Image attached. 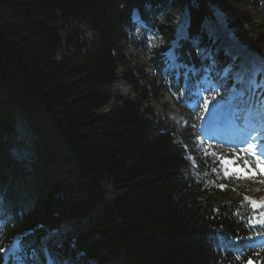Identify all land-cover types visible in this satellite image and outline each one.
I'll list each match as a JSON object with an SVG mask.
<instances>
[{"label":"trees","instance_id":"1","mask_svg":"<svg viewBox=\"0 0 264 264\" xmlns=\"http://www.w3.org/2000/svg\"><path fill=\"white\" fill-rule=\"evenodd\" d=\"M214 5L242 43H264V17L251 13L264 14V0H0L3 240L29 231L27 241L38 245L58 232L61 251L84 253L96 264H246L263 255L243 250L248 231L232 215H251L241 202L244 185L211 174L216 165L190 151L187 129L196 166L182 159L169 122L143 108L151 92L124 55L127 43L143 49L148 28L167 33L160 24L167 9L186 7L189 37H202L200 23ZM57 23L71 27L64 49ZM80 26L92 40L83 39ZM181 44L180 58L196 60L189 40ZM167 47L165 41L147 52L156 72ZM118 78L136 99L102 90ZM169 80L154 76L152 85ZM175 85V93L184 89L181 80ZM233 247L244 257L237 260Z\"/></svg>","mask_w":264,"mask_h":264},{"label":"snow or ice","instance_id":"2","mask_svg":"<svg viewBox=\"0 0 264 264\" xmlns=\"http://www.w3.org/2000/svg\"><path fill=\"white\" fill-rule=\"evenodd\" d=\"M134 18L139 21V14L134 13ZM143 24L142 21H139ZM148 28L147 25H143ZM178 33H177V41L174 42L168 51L161 53V55L165 58V68L163 70V74L167 76L170 72H175L174 81H166L168 83L169 88L173 87V84L179 83V77L181 75L180 70L183 69L184 76V89L181 90L180 94L177 95L175 92L174 96L177 97V100L181 102H185V100L192 101L191 108L193 111L197 108H201V99L203 100V111L209 110V104L212 103L213 111L216 106L220 104V101L217 100L216 96L213 95L211 101H209L207 96H203V93H218L220 88H226V81L230 74L233 76V87L231 89L232 93H237L241 98V103L244 102L247 97V93L245 90L241 89L238 91L237 85H241L245 83L244 77L246 75H250L251 79L248 80L249 89L252 92L251 97H247V99L251 102L252 105L258 106L261 110H264V96H260L259 93L256 92L257 88H264V83H256L255 77L259 73H264V56L254 57L251 61L252 67L249 70L248 67L243 66L242 71L233 72L232 65H227L221 70H217V61L214 57V54L209 49L198 48V55L201 57L202 61H207L206 64H203L202 67L197 68L192 65H188L180 62V56L177 53V49L180 48L179 40H187L189 39L186 27L184 26V22L180 21L177 25ZM151 31L150 28H148ZM149 40L148 47L151 48L153 45L151 43L152 37H147ZM192 43L194 45H198V40H193ZM233 59H237V57H233ZM259 61V64H257ZM215 72L217 79H213L212 74ZM201 73L203 75H201ZM199 79L196 81L194 85L189 84L190 77H197ZM224 81V82H221ZM187 92V97L184 96V93ZM235 99L234 96H229V103ZM224 100V97H221V101ZM186 106H188L186 104ZM237 112L240 111L239 108L236 109ZM197 120H203L204 117L197 114ZM243 119V117H240ZM235 123V121L233 122ZM201 137L192 141L193 145L200 144L201 147H193L190 151L196 152L199 155L204 156L205 161H211L216 165V167L211 168L210 173L217 175L219 178V174L223 173L224 178H228L230 176H235L236 178H249V173L251 172L255 175V172L251 169L249 164V159L257 162V168L260 170L261 175H264V133L253 135L252 133L256 132L255 128H250L248 134L244 136L243 139L235 138L224 141H217V143H223L226 145H230L233 149L239 148V152L232 151L228 154H224L222 152H217L213 149L212 145L209 144L210 141H215L216 137L208 131L203 125L200 128ZM208 146L209 151L205 153L203 148ZM186 149L182 148V159L188 161L190 158L188 156L183 155V152ZM248 157V158H245ZM221 190L224 189V184L217 185ZM3 198L4 191L2 186H0V213L3 211ZM246 201H249L250 207L252 210L256 209H264V199L260 202L256 200H250V198L245 197ZM243 207V205H241ZM214 211H219L218 209H214ZM233 216L237 217L242 223H245V227L248 229H254L257 224H259L262 228V231L257 233V237L261 238V241L264 242V212L261 213L260 217L247 218L245 220L246 214H242L239 211L233 212ZM4 227H7V222L0 221V230ZM31 235L30 232H24L23 234H18L12 239V242L7 246V249L4 247H0V253H5L4 261L5 264H8L9 259H11L12 264H28V261L31 260L34 264H68L67 261L61 262L57 256L51 251L48 247L49 241H54L57 247H62V242L58 239L60 233L58 232H49L46 236H44L41 240V248L39 252L32 248L30 254L26 251L27 247L23 244V240L25 236ZM222 239V238H221ZM235 239L242 240L245 239L243 237L237 236ZM249 241L253 240V237L249 236L246 238ZM252 247L251 244L248 245ZM72 247H75L73 243ZM39 253H43L44 261L41 262L39 258ZM79 255H83L80 253ZM241 255H243V250H241ZM259 256V253H256ZM237 260L241 259V256L236 257ZM246 264H253V260L249 257L246 261Z\"/></svg>","mask_w":264,"mask_h":264},{"label":"rangeland","instance_id":"3","mask_svg":"<svg viewBox=\"0 0 264 264\" xmlns=\"http://www.w3.org/2000/svg\"><path fill=\"white\" fill-rule=\"evenodd\" d=\"M212 9H214V13H213L212 17L205 19V21H203L201 23V29L203 30V32L206 33V38L209 39V46L206 49L211 50L213 52V54H215L217 52H222V53H226L228 55H232L234 57H237V59H238V62L236 63L237 68L234 69L233 72L242 71L243 66H245V62H246L245 58L247 56H250L251 58H254L257 56H264V43H262V45L257 46V47L254 46L256 48V50L245 48L235 38L232 28L229 27L228 25H226L225 16L222 12L221 7L219 5H214V6H212ZM167 12H169L168 9L165 10L164 13L160 15V24L166 27L167 33L162 35L157 30L148 31V33L145 36L143 35L140 38L143 42L142 43L144 46L143 49L144 48H146V49L144 51H141L135 45L127 43L125 50H124V55H125L127 61L129 62V67L132 68V74L134 75V77L137 79V81L140 84L144 85L146 87V89L151 92V93H148L149 98L147 99L146 102L143 103V105H142L143 108L145 110H148V111L150 110L153 113V115L157 118L165 120L169 123L171 122V124L172 123L176 124V126H175L176 127V134H181L183 132V130L185 129V126L181 123L174 122V120L172 119L173 116L178 117L181 114L177 110L178 108L176 107L175 103L171 104V102L173 103L174 101H172L170 94L164 90L160 91L159 88L154 87V85H152L154 74L152 73V70L149 67V61L147 59L148 58L147 52L149 50H151L152 48L157 47L159 45H162V42L165 43V41L168 42V48H170V46L174 42L177 41V33H178L177 25L180 21L184 22L185 27L187 26L186 21H187V18L189 15H188V10L186 7L182 8V9L170 11L168 13V15L165 16L167 14ZM251 13H252L253 18L255 20L263 19L262 17H264V14L261 11L252 10ZM137 23H139V21ZM54 28L57 30V33H58V35L62 41L61 49H64V43L68 37V33H69L71 27H70V25H67V24L57 23L54 26ZM79 29L83 34V39L92 40L91 33L89 31H87L84 26H80ZM186 31H187V28H186ZM150 36L152 37L151 43L153 45L151 48L148 47L149 40L147 39V37H150ZM216 37H219V39L218 38L216 39L217 41H215ZM246 42H250V41L248 39H246ZM232 51H236L240 54L234 55V54H232ZM163 62L165 64V58L164 57H163ZM257 64H259V61H257ZM217 70H219V69L217 68ZM180 72H183V69H181ZM121 73H122V70H121V68H119L117 74L120 75ZM213 74H214L213 79H217L215 72ZM261 74H262V78H261V82H259V83H264V73H261ZM245 77H244V80H245ZM228 79H231L233 81L232 74H230V77H228ZM221 82H224V81H221ZM119 85L126 87L127 88L126 91L124 92L122 89H120L118 87ZM232 87H233V85L230 86L227 89V91H223V92L228 96H232L229 93H227V92L231 91ZM262 89L263 88H261L260 91H262ZM102 90L103 91L106 90V91L110 92L112 94V96H115V97L118 96L120 98L136 99L135 94H133L134 92L132 90L131 85L128 83V81H124L121 78H118L112 85H110L106 88H103ZM223 90H225V88H223ZM219 91H220V89H219ZM115 97H113V98L115 99ZM217 100H218V98H217ZM241 104H242V106L244 105V107H245L247 102L244 100V102ZM117 105H121V104L119 103ZM202 106H203V103H201V108H197V109H195V111H193L191 106H190L189 110L195 116L197 114L200 115L201 113H202V115H204L207 111H203ZM251 106H252V104H248L247 110L244 111L245 114H255V112L251 109ZM256 107L258 108V106H256ZM104 109L107 110L108 107H105ZM176 111H177V114H174V112H176ZM260 114H262V112H260L259 115ZM251 117L253 118L254 116H251ZM180 119L181 118H179L178 120H180ZM182 121L183 120L181 119V122ZM199 123H200V125H199V128H198L196 133L198 134L199 137H201L200 128L203 124L202 120H200ZM259 126H262V124H260ZM260 132L264 133V131H260ZM179 138L180 137H178L177 139H179ZM209 144L212 145L211 143H209ZM206 147H208V146L206 145ZM225 154H227V152H225ZM245 158H248V157L245 156ZM248 159H249L250 166L256 171L255 172L256 175H252V173L250 172L249 178H244V179H250V180L255 181V182L246 183L243 186L242 191L244 193L242 194V200L244 202L249 203V201L245 200V197H248V198H250V200H253L252 199L253 196L260 195V194H257V191H258V186H264V175H261L260 171L259 172L257 171V169H256L257 162L253 161L250 158H248ZM189 161L192 162V159L190 158ZM260 211L262 213V212H264V209H261ZM2 256L4 257V253H2Z\"/></svg>","mask_w":264,"mask_h":264},{"label":"bare ground","instance_id":"4","mask_svg":"<svg viewBox=\"0 0 264 264\" xmlns=\"http://www.w3.org/2000/svg\"><path fill=\"white\" fill-rule=\"evenodd\" d=\"M185 12V11H184ZM134 13H137L136 11H134ZM186 13V12H185ZM133 18H134V14H133ZM67 20V19H66ZM134 20L136 21V22H138L135 18H134ZM140 21V20H139ZM187 22V21H186ZM137 24H140V22L139 23H137ZM153 30V29H152ZM148 33V32H147ZM146 35V34H145ZM144 35V36H145ZM68 44V43H67ZM66 50V49H65ZM69 53V52H68ZM120 89H122L124 92L126 91V87H123L122 85H119L118 86ZM222 97H224L225 98V96H222ZM166 100V99H165ZM219 105H217V107H218ZM217 107L215 108V110L217 111ZM174 108V107H173ZM174 114H177V111L176 112H174ZM211 115L213 114V113H210ZM214 115H216V114H214ZM257 118H259L258 119V121H260V122H262L261 124H262V126H257L256 125V130L258 131V132H260V131H264V111L262 112V114H257V116H254L253 118L251 117V119L252 120H257ZM255 126V125H254Z\"/></svg>","mask_w":264,"mask_h":264}]
</instances>
